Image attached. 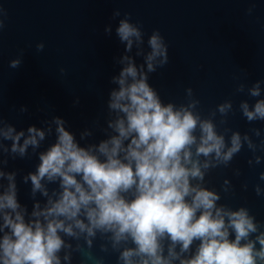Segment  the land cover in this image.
<instances>
[{
  "label": "clouds",
  "instance_id": "clouds-1",
  "mask_svg": "<svg viewBox=\"0 0 264 264\" xmlns=\"http://www.w3.org/2000/svg\"><path fill=\"white\" fill-rule=\"evenodd\" d=\"M6 16L0 7V31ZM120 16L119 9L113 11L112 19ZM104 32L111 35V24ZM115 32L125 49L117 61L119 74L111 78L117 87L108 95L106 139L81 146L59 116L45 121V128L31 125L26 131L0 117V264H72L74 254L81 264H104V256L93 251L97 241L101 253L116 254L117 264H264V222L246 206L220 203L221 191L235 195L230 180L221 191L206 180L245 148L252 153L249 167L260 165L261 129L242 133L229 127L228 117L236 112L231 99L204 115L191 87L185 89V103H165L149 83L150 74L169 62L165 38L153 30L146 51L145 32L130 13L119 19ZM44 47L36 45L37 51ZM134 48L143 63L130 55ZM22 56L9 67L19 68ZM262 85L264 79L236 88L254 99L238 105L249 124L264 122ZM53 125L55 141L38 151ZM92 135L85 130L80 139ZM29 149L39 161L22 177L31 183L30 214L18 199V172L5 171L8 157H29ZM233 174L239 177L240 169ZM261 182L264 172L253 185L257 196H264ZM37 193L46 198L43 206Z\"/></svg>",
  "mask_w": 264,
  "mask_h": 264
},
{
  "label": "water",
  "instance_id": "water-1",
  "mask_svg": "<svg viewBox=\"0 0 264 264\" xmlns=\"http://www.w3.org/2000/svg\"><path fill=\"white\" fill-rule=\"evenodd\" d=\"M0 7L7 12L0 31V117L17 131H26L31 125L45 128V121L59 116L81 146L107 138L102 129L109 119L108 95L117 87L111 78L119 74L122 66L117 61L125 49L115 30L119 19L130 13L131 22H139L145 32L146 51L153 30H159L169 46L168 64L150 74L149 80L165 103H185L188 87L200 100L204 115L231 99L236 112L229 115L228 126L242 133L257 127L264 137V122L249 124L239 113L241 100L252 104L254 99L247 90L236 93L240 83L247 89L264 79V0H0ZM117 9L121 16L112 19ZM108 24L111 35L104 32ZM41 42L45 47L37 51ZM21 52L20 67L10 68L9 62ZM130 55L135 57V48ZM135 59L137 64L143 63L142 57ZM22 106L27 107L26 113H20ZM54 128L38 151L55 141ZM85 130L93 135L81 140ZM29 154L23 159L8 157L5 171L18 172V199L30 214L34 202L31 183L24 184L22 177L34 172L39 161L31 149ZM257 154L264 157V153ZM251 156L245 148L228 168L212 170L206 180L217 191L225 179L230 180L235 195L221 191L220 203L234 209L246 206L264 222V196L253 190L259 173L264 172V159L250 168L247 161ZM235 168L240 169L239 177L233 174ZM245 183L247 190L242 188ZM45 199L40 193L35 196L42 206ZM99 243L94 254L104 256V264H117L116 254L101 253ZM81 259L74 254L72 264H81Z\"/></svg>",
  "mask_w": 264,
  "mask_h": 264
}]
</instances>
